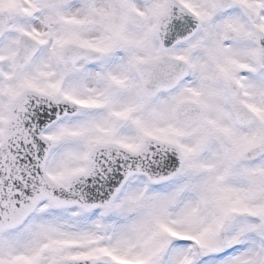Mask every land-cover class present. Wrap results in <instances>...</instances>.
<instances>
[{
	"label": "snow or ice",
	"instance_id": "1",
	"mask_svg": "<svg viewBox=\"0 0 264 264\" xmlns=\"http://www.w3.org/2000/svg\"><path fill=\"white\" fill-rule=\"evenodd\" d=\"M0 264H264V0H0Z\"/></svg>",
	"mask_w": 264,
	"mask_h": 264
}]
</instances>
